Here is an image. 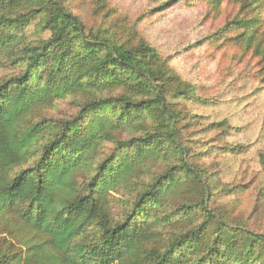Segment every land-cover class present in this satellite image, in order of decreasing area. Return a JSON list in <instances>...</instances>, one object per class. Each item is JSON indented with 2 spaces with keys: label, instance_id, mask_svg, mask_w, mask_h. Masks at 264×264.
<instances>
[{
  "label": "trees",
  "instance_id": "1",
  "mask_svg": "<svg viewBox=\"0 0 264 264\" xmlns=\"http://www.w3.org/2000/svg\"><path fill=\"white\" fill-rule=\"evenodd\" d=\"M68 2L0 0V264H264V233L208 209L175 108L195 87L136 26L106 24L107 0L91 27ZM241 6L264 84V0Z\"/></svg>",
  "mask_w": 264,
  "mask_h": 264
},
{
  "label": "rangeland",
  "instance_id": "2",
  "mask_svg": "<svg viewBox=\"0 0 264 264\" xmlns=\"http://www.w3.org/2000/svg\"><path fill=\"white\" fill-rule=\"evenodd\" d=\"M96 1L69 0L68 5L91 27L101 21L91 16ZM168 1L107 0L106 24L123 18L136 26L171 60V69L195 87L194 97L179 99L175 108L186 115L183 125L190 122L184 139L193 162L210 174L214 186L208 209L264 233V84L257 77L259 59L237 38L250 33L237 23L253 14L242 8L243 0H174L164 6ZM26 34L29 40L47 38L38 32L37 21ZM8 73L0 69V78Z\"/></svg>",
  "mask_w": 264,
  "mask_h": 264
}]
</instances>
